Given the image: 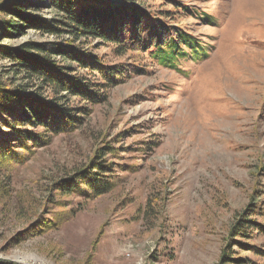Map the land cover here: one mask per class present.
<instances>
[{"label": "rangeland", "instance_id": "374dc122", "mask_svg": "<svg viewBox=\"0 0 264 264\" xmlns=\"http://www.w3.org/2000/svg\"><path fill=\"white\" fill-rule=\"evenodd\" d=\"M170 1L192 14H177ZM18 2L40 6L33 17L57 19L46 0ZM137 5L173 11L182 28L213 47L210 57L182 60L170 70L141 53L118 56L113 46L95 40L78 44L65 34L32 29L23 36H0L2 47L79 45L106 65L135 64L144 71L107 89L98 104L65 95L55 102L48 89L37 92L84 119L70 132L45 134L46 144L31 146L22 164L1 169L0 260L264 264L240 246L264 251V234L253 229L231 237V227L246 211L264 227V0H140ZM10 69L8 61H0V85L10 80L21 86ZM74 71L101 82L83 69ZM94 161L108 165L111 190L91 199L66 191V183Z\"/></svg>", "mask_w": 264, "mask_h": 264}, {"label": "trees", "instance_id": "16d2710c", "mask_svg": "<svg viewBox=\"0 0 264 264\" xmlns=\"http://www.w3.org/2000/svg\"><path fill=\"white\" fill-rule=\"evenodd\" d=\"M4 1L0 0V14L3 16L0 36L7 38L23 36L29 29L42 35L60 37L65 34L78 44H83L84 40L85 43L95 40L111 45L118 56L130 52L144 54L155 64L170 70H176L182 60L194 63L205 61L213 51V47L204 46V42L194 32L182 28L176 22L173 11H150L137 5L140 0H46L45 7L57 17L50 20L32 16V12H40V6L21 5L18 0ZM170 3L177 14L179 11L192 14L188 7L175 1ZM199 16L209 22L212 19L207 14ZM72 46L57 42L0 46V61H8L11 64L10 74L20 77L23 83L14 87V81L10 83L9 80L0 85V171L12 170L15 164H22L31 153V146H44L45 134L58 135L78 128L84 117L74 116L73 109L55 104L64 98L62 95L77 97L88 104H98L107 89L136 72H144L135 64L129 69L120 65H106L101 58L81 50L79 45L78 48ZM73 66L93 74L101 82L72 75L76 73ZM45 89L51 91L58 100L51 103L52 100L41 98L42 95L37 92ZM38 130L43 131L39 133ZM108 168L102 161H94L88 169L78 173L73 181H68L66 184L69 183V187L65 190L87 199L108 193L112 188L110 176L107 175ZM245 213L238 215L231 227V237L253 229L264 234V227L248 219ZM254 213L251 209L249 215ZM244 234L242 236H246ZM240 246L264 258V251L247 245ZM230 259L222 260L228 262ZM0 264L13 263L0 260Z\"/></svg>", "mask_w": 264, "mask_h": 264}]
</instances>
